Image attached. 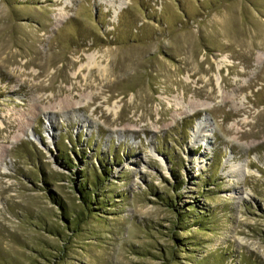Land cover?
Returning a JSON list of instances; mask_svg holds the SVG:
<instances>
[{
	"label": "rangeland",
	"instance_id": "rangeland-1",
	"mask_svg": "<svg viewBox=\"0 0 264 264\" xmlns=\"http://www.w3.org/2000/svg\"><path fill=\"white\" fill-rule=\"evenodd\" d=\"M0 264H264V0H0Z\"/></svg>",
	"mask_w": 264,
	"mask_h": 264
},
{
	"label": "bare ground",
	"instance_id": "bare-ground-1",
	"mask_svg": "<svg viewBox=\"0 0 264 264\" xmlns=\"http://www.w3.org/2000/svg\"><path fill=\"white\" fill-rule=\"evenodd\" d=\"M190 109H191V108H190ZM190 109H189L190 113H194L195 110H196V107H195V110H194V109H191V110H190Z\"/></svg>",
	"mask_w": 264,
	"mask_h": 264
}]
</instances>
